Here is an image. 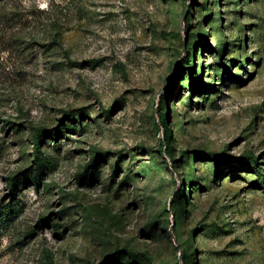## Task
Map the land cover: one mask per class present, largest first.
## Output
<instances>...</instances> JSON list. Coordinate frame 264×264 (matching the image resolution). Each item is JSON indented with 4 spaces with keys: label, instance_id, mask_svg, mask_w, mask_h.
I'll use <instances>...</instances> for the list:
<instances>
[{
    "label": "rangeland",
    "instance_id": "rangeland-1",
    "mask_svg": "<svg viewBox=\"0 0 264 264\" xmlns=\"http://www.w3.org/2000/svg\"><path fill=\"white\" fill-rule=\"evenodd\" d=\"M182 254L264 264V0H0V264Z\"/></svg>",
    "mask_w": 264,
    "mask_h": 264
},
{
    "label": "trees",
    "instance_id": "trees-1",
    "mask_svg": "<svg viewBox=\"0 0 264 264\" xmlns=\"http://www.w3.org/2000/svg\"><path fill=\"white\" fill-rule=\"evenodd\" d=\"M203 38L205 42H207L206 37ZM165 98H166V94L162 95L161 102H164ZM64 132H65V128L59 129L57 131H53L52 129H43V128L36 129L35 133L31 138L33 159H32V165L29 168L30 171L29 172L24 171L21 173V175L23 176L21 177L16 176L15 178L10 179L9 188L11 192L14 190V187H16L17 183H19L20 181L29 180L36 185H38L41 182L43 174L49 172L52 169V164H53L51 158L45 152L43 146V142H44L43 140L48 136L55 138L58 135H62V133ZM162 145H165V143H162ZM12 208L13 207L11 203H7L6 205H4L1 212L2 214L3 213L8 214L12 211ZM111 258H109V260ZM181 260H182V264H187V258L183 254ZM104 263L105 262H103V264ZM175 264L178 263L176 262Z\"/></svg>",
    "mask_w": 264,
    "mask_h": 264
}]
</instances>
